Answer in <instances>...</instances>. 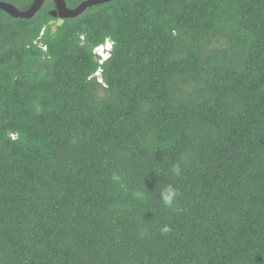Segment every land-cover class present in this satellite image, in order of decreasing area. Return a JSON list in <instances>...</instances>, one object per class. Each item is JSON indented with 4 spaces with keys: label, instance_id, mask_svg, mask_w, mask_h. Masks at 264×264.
I'll return each mask as SVG.
<instances>
[{
    "label": "trees",
    "instance_id": "trees-1",
    "mask_svg": "<svg viewBox=\"0 0 264 264\" xmlns=\"http://www.w3.org/2000/svg\"><path fill=\"white\" fill-rule=\"evenodd\" d=\"M54 9H0V264H264V0Z\"/></svg>",
    "mask_w": 264,
    "mask_h": 264
},
{
    "label": "water",
    "instance_id": "water-1",
    "mask_svg": "<svg viewBox=\"0 0 264 264\" xmlns=\"http://www.w3.org/2000/svg\"><path fill=\"white\" fill-rule=\"evenodd\" d=\"M45 0H33L30 7L26 10H18L14 5L0 1V9L4 10L8 14L14 17H30L32 16L42 5ZM55 4V9L51 11L52 16H58L60 18L74 17L84 11L87 7L107 2L109 0H84L74 8H68L64 0H51Z\"/></svg>",
    "mask_w": 264,
    "mask_h": 264
},
{
    "label": "clouds",
    "instance_id": "clouds-1",
    "mask_svg": "<svg viewBox=\"0 0 264 264\" xmlns=\"http://www.w3.org/2000/svg\"><path fill=\"white\" fill-rule=\"evenodd\" d=\"M111 47L112 42L106 40L104 43H101L100 45L96 46L93 51L96 55H98L99 61H103L109 57ZM171 171L173 175L179 176L181 174L180 165H173ZM178 195L179 193L177 189L174 188L172 185L165 186L159 193L161 203L166 207H171ZM161 231L162 233H168L169 231H171V229L167 225H165L162 227Z\"/></svg>",
    "mask_w": 264,
    "mask_h": 264
}]
</instances>
